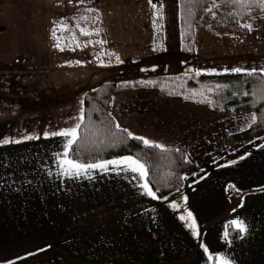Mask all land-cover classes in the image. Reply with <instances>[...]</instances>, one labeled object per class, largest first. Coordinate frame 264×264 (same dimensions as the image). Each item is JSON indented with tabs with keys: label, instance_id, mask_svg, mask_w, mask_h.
<instances>
[{
	"label": "crops",
	"instance_id": "crops-1",
	"mask_svg": "<svg viewBox=\"0 0 264 264\" xmlns=\"http://www.w3.org/2000/svg\"><path fill=\"white\" fill-rule=\"evenodd\" d=\"M153 29V43L142 42L144 55L156 43ZM177 31L173 37L181 47L180 27ZM196 32L195 27L193 39ZM166 40L162 29L165 60ZM85 58L38 60L34 94L40 104L29 110L25 125L16 127L17 136L12 130L0 135L41 137L0 145V264H208L201 243L213 255L224 252L234 264H264V133L229 142L231 134L249 126L254 111L232 113L145 85L122 90L109 103L116 124L166 148L182 149L192 163L179 191L157 199L143 196L138 185L144 181L133 179L136 174L131 172L117 174L111 166L108 172L91 170V179L58 174L52 154L63 151L65 138L45 139L43 132L74 127L85 92L108 81L101 79L105 60ZM216 61L202 60L199 66L195 60V69L209 74L247 69L240 60L221 69L212 65ZM0 77L6 80L7 74ZM2 91L7 97L8 89ZM45 98L47 112L57 119H45ZM74 113L78 121L67 122ZM173 201L178 209L170 207ZM185 210L196 221L197 236L179 219ZM237 216L248 231L234 241L228 236V243L225 227Z\"/></svg>",
	"mask_w": 264,
	"mask_h": 264
},
{
	"label": "rangeland",
	"instance_id": "rangeland-1",
	"mask_svg": "<svg viewBox=\"0 0 264 264\" xmlns=\"http://www.w3.org/2000/svg\"><path fill=\"white\" fill-rule=\"evenodd\" d=\"M155 4L163 13L162 19L153 15L157 9L151 8L149 0H83L82 3L79 0H0V74H7L6 80L0 77V135L6 130L9 135L12 130V136H17L16 127L25 125L30 118L29 110L35 109L37 102L40 104L34 94L38 60H54V57L62 60L86 57L89 60L88 57L95 59L98 56L105 60L101 79L113 80L114 72L121 64L116 62L117 56L124 63L139 59L147 52L142 42L153 43V20L156 28L161 26L167 33L164 78L171 79L183 72L180 43L173 37L174 31L179 29L178 0H161ZM88 8L97 11L88 12ZM61 20L68 25L63 31L57 28L63 51L54 47L56 41L51 36L52 22ZM248 23L253 25L248 34L228 33L225 37L204 25H196L195 60L199 66L202 60H217L212 65L218 68L236 65L234 60H240L238 62H243V67L249 70L264 68V15L254 17ZM76 25L89 30L95 37L80 38L82 34ZM97 28L99 34L95 32ZM73 34L79 47L71 39ZM100 40L104 41L103 45L96 43ZM6 88L7 97L2 91ZM3 101H8V105L5 106ZM44 106L45 119H57L56 114L47 112L50 106L46 98ZM71 115L67 122L78 121V114Z\"/></svg>",
	"mask_w": 264,
	"mask_h": 264
},
{
	"label": "trees",
	"instance_id": "trees-1",
	"mask_svg": "<svg viewBox=\"0 0 264 264\" xmlns=\"http://www.w3.org/2000/svg\"><path fill=\"white\" fill-rule=\"evenodd\" d=\"M161 0H152L159 3ZM215 2L220 7L213 8L215 17L206 9ZM179 27L181 33L180 58L183 72L171 79H165V51L160 43L161 26L156 28V43L143 57L121 63L114 73V79L100 83L84 95L82 126L78 129V139L70 150V157L84 163L95 162L121 155H132L146 165L147 181L158 197H163L179 188L183 174L192 163L186 162V155L179 151H161L145 147L142 141L127 138L122 128L116 129V122L109 111L113 93L145 85L159 89L168 95H179L184 99L208 103L232 113L254 111L257 119L251 127L229 136L234 144L240 139L264 133V100L259 98L264 73L255 75L244 73L196 75L194 30L196 25H204L219 35L234 33L246 35L249 31L241 24L264 15V11L254 10L247 15L246 9L222 3V0H178ZM95 37V36H90ZM80 38L88 39L81 35ZM143 69V71H142ZM151 81L152 83H146ZM220 87H217V86ZM244 93H248L244 95ZM187 97V98H186ZM115 144V146H112ZM229 239L234 241L238 232L228 225ZM210 264V262L208 263Z\"/></svg>",
	"mask_w": 264,
	"mask_h": 264
},
{
	"label": "snow or ice",
	"instance_id": "snow-or-ice-1",
	"mask_svg": "<svg viewBox=\"0 0 264 264\" xmlns=\"http://www.w3.org/2000/svg\"><path fill=\"white\" fill-rule=\"evenodd\" d=\"M69 2H71V0H69ZM79 2L82 3L83 0H79ZM149 3L152 9H157V5L155 3H152V0H149ZM222 3H228V4H231L233 7L246 9L247 11L245 14L247 15H253L254 10L264 11V0H222ZM217 7H220V4H216L215 2H213L212 6L210 8H207L206 10L212 13L213 17H215V12H213L212 9L217 8ZM160 8L162 9L163 5H161ZM86 11L95 12L97 10L94 8H88L86 9ZM153 15L158 16L161 19L163 18L162 11L158 9L157 11L153 13ZM81 19L86 20L87 17H81ZM96 19L98 20L99 17H96ZM52 23H53V27L51 29V36L56 41V43L54 44V47L63 51L64 47H62L61 45L62 37L57 35V28L59 27L61 31H63L65 29H68V25L65 24L63 20L59 22L53 21ZM153 24L155 26V20H153ZM76 27L79 28V31L82 35L84 36L92 35V32H90L87 29L80 27L79 25H76ZM241 27L247 29L250 32L253 30V25L251 23H243L241 24ZM95 32L96 34H99L100 29L98 28L95 29ZM71 39L75 43L76 47L80 46L74 34L71 37ZM96 43L103 45L104 41L100 40V41H96ZM155 50H156V47L154 46L153 51ZM116 62L122 63L123 61H121L119 56H117ZM77 63H80V62L77 61ZM101 66H104L102 61H101ZM209 71L213 73L216 72L215 69H212ZM229 71L232 73H244L248 76H252V75H255L258 70L256 68H252L249 70V69H243L241 67L223 69V72L225 73ZM259 72L264 73V68L259 69ZM200 74H201L200 70H196V75L199 76ZM146 83H152V82L148 81ZM217 87H220V86L218 85ZM247 94L248 93H244V95H247ZM259 98L261 100H264V81L261 82V86L259 90ZM81 103H83V101ZM83 119H84V113H83V109H81L80 116H79V122L76 123L74 127L63 128L58 131H47L46 130L42 134L43 138L45 139H48L49 137H57V136L65 138V142L63 143V151L54 152L52 154L55 159L57 168H58V174L62 175L63 177H67V178H78L81 176H87L89 179H91L92 178L90 175L91 170L98 169L101 172H108L110 170L109 166H111V171L116 172L117 174H120L121 172L123 173L131 172L133 174H136L135 176H133V179L138 178L139 180L144 181L143 183H139L138 185L139 189L141 190L140 194L143 196L151 197L152 199H157L158 190L153 191L149 183L145 180V178L148 175L146 165L142 163L140 159L132 155H123V156L115 157L113 159L97 160L95 162H88V163H84V162H81L79 160H76L70 157V150L72 149L73 145L76 143L78 139V129H80V127L82 126ZM256 119H257L256 115L253 114L251 117V123L249 124V127H251V125L256 122ZM116 129H120L119 124L116 125ZM122 131L127 134V138H131L136 141H142L145 147L157 148V149H160L161 151H172L173 150L170 148H166L165 145L163 144L155 143L142 136L134 135L131 131H129L126 128L122 129ZM40 138L41 137L38 134H24L19 139L8 137V136H3V137H0V145L20 144L22 143V141L38 140ZM112 146H115V144H113ZM175 151H179V149H175ZM244 158H245L244 156L240 157L241 160H243ZM185 159H186V162H188L187 158ZM229 163L234 165L237 163V161L231 160ZM48 175L49 176L52 175L50 170L48 171ZM25 182L28 184L32 183L31 180H27ZM229 187L230 188L234 187V185H229ZM177 191H179V189H177ZM164 199L167 200V197H164ZM184 199L187 200V197H184ZM170 207L173 209H178L180 205L177 204L175 201H173L170 204ZM185 211H186V215H181L179 219L181 221L186 222V226L192 230L191 234L193 236H197L199 232L197 230L196 221L193 218V215L191 212H187V210ZM233 211H235V209H233ZM228 225L232 226V228L236 230L239 234H243L248 231V226L245 223V220L241 219L239 216H237V218L235 219L229 220ZM227 228L228 226L225 227L223 239L226 242L230 243V241H228L229 232ZM199 246L203 249L204 254L207 255V261L210 262V264H234L233 259L228 258L224 252L218 251L213 255L209 251V248L205 246V244L201 243ZM48 247H51V245H49ZM44 250L45 249H40V251H44ZM30 255H34V253H30ZM4 264H14V262L12 260H7L6 262H4Z\"/></svg>",
	"mask_w": 264,
	"mask_h": 264
}]
</instances>
